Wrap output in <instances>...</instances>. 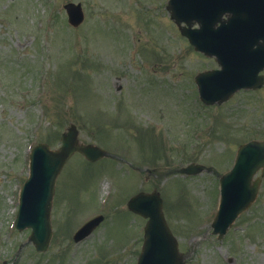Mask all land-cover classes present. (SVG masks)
Masks as SVG:
<instances>
[{"label": "rangeland", "instance_id": "374dc122", "mask_svg": "<svg viewBox=\"0 0 264 264\" xmlns=\"http://www.w3.org/2000/svg\"><path fill=\"white\" fill-rule=\"evenodd\" d=\"M68 1L82 5L77 27L67 23ZM165 2L0 0V263L135 264L146 219L122 204L155 189L185 264H264V177L256 201L222 238L210 226L218 176L240 143L264 138V81L201 104L193 75L211 61L180 34ZM70 123L81 141L113 159L76 154L64 165L53 236L37 252L27 241L30 230L13 225L18 191L30 148H56ZM190 162L207 169L180 173ZM110 191L118 192L107 217L101 204ZM100 213L105 221L73 242L74 231Z\"/></svg>", "mask_w": 264, "mask_h": 264}, {"label": "water", "instance_id": "95a60500", "mask_svg": "<svg viewBox=\"0 0 264 264\" xmlns=\"http://www.w3.org/2000/svg\"><path fill=\"white\" fill-rule=\"evenodd\" d=\"M208 0H169L167 9L170 17L177 23L184 22L190 26L193 21H197L199 27L187 28L180 26V32L186 35L196 49L204 50L208 53H215L218 61L223 63L229 59L230 49H225L213 43V39L221 37L223 40L235 37L239 46L245 45L243 42L251 40L252 18L257 12L241 11L229 17L227 23H222L214 32L208 30V9L211 4ZM247 6L250 0H239ZM264 5V0H258ZM219 17L224 11L230 8L221 2ZM68 23L78 26L84 19V12L79 2H67L63 5ZM264 13V8H262ZM213 22L218 19L217 13ZM260 16V14L258 15ZM212 27V25H211ZM256 42V40H253ZM226 44L225 41L222 42ZM257 44V43H256ZM212 49H210V48ZM258 50L264 55V45H258ZM256 49H252L251 54H242L239 49V61H252ZM222 59V60H221ZM259 60H264V56ZM231 62V61H228ZM243 72L247 69L244 68ZM229 67L222 70L200 74V95L204 102L212 103L215 100L222 101L228 98L240 87L252 86L253 77L257 76L260 67L254 69L253 77L237 73L232 76ZM216 73V74H215ZM261 76H257L259 80ZM260 80L253 85L257 87ZM203 84L204 86H201ZM214 88V89H207ZM77 128L71 124L61 134V144L57 149H50L46 143H38L30 152L29 175L19 191L18 209L15 218V226L18 229L30 228L28 240L31 241L38 251H45L52 236L50 223V208L54 193V185L58 172L75 151L82 153L89 160H96L106 152L94 144H84L77 138ZM203 169V165L189 164L183 167V173H196ZM261 169V176L264 175V140H250L238 147L233 166L220 176V202L218 211L211 223L213 233H218L221 238L231 225L236 216L247 208L255 199L260 178L253 179V175ZM162 200L155 191L146 193L139 192L128 201V207L134 212L140 213L148 220L144 229V241L136 264H184L185 256L178 249V243L174 235L169 230L161 210ZM102 219L101 216L94 217L84 223L73 235L74 240L87 235L92 228ZM2 264H7L5 261Z\"/></svg>", "mask_w": 264, "mask_h": 264}, {"label": "flooded vegetation", "instance_id": "af4514ba", "mask_svg": "<svg viewBox=\"0 0 264 264\" xmlns=\"http://www.w3.org/2000/svg\"><path fill=\"white\" fill-rule=\"evenodd\" d=\"M188 47H190V46H188ZM192 47V46H191ZM193 48V47H192ZM193 50H194V48H193ZM195 51V50H194ZM196 52V51H195ZM198 53H200V52H198ZM205 59H208V60H210L211 61V63H209V64H207V65H203L202 67H201V69H199L198 71H201V70H207V69H215V68H218V65H217V63H216V60H215V58L214 57H211V56H207V55H204V54H202V53H200ZM201 56V57H202ZM262 73L264 74V70L262 71ZM106 158H108V157H106ZM109 159H113L111 156H110V158ZM118 192V191H117ZM117 192L115 193V191L112 193L111 191H110V194H109V196L107 197V199L104 201V204H103V206H102V211H106V209L108 208V211H107V213H106V216L108 217V215H109V209H110V202L112 201V199L113 198H115V195L117 194ZM112 194H115L113 197H112V199H111V196H112ZM130 196V195H129ZM127 199H128V197H126V199H125V202H124V204H122V206H125V208H126V210H128L129 212H131L127 207H126V201H127ZM132 213V212H131ZM135 216H137V218L139 217V215H136L135 213H133ZM102 216H103V219H102V221H100L99 223H98V225L94 228V230L102 223V222H104L105 220H104V215L102 214ZM141 217V216H140ZM142 218V217H141ZM107 220H109V218H107ZM139 227V232H138V234H140V231H142V228L140 227V226H138ZM93 230V231H94ZM92 231V232H93ZM106 231H107V228H106ZM91 232V233H92ZM139 236V235H138ZM137 239V238H136ZM123 241H125V240H123ZM122 241V242H123Z\"/></svg>", "mask_w": 264, "mask_h": 264}]
</instances>
